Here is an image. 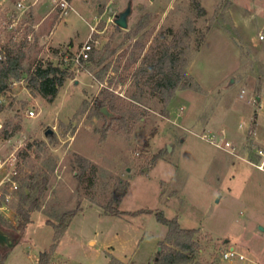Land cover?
I'll return each mask as SVG.
<instances>
[{"label": "rangeland", "instance_id": "374dc122", "mask_svg": "<svg viewBox=\"0 0 264 264\" xmlns=\"http://www.w3.org/2000/svg\"><path fill=\"white\" fill-rule=\"evenodd\" d=\"M28 1L3 38L11 54L72 75L53 101L25 72L0 97V215L15 242L0 264H40L44 251L46 264H156L168 234L158 210L196 229L190 264H264V0H66L67 12L61 0ZM129 3L123 28L115 14ZM159 36L174 38L186 71L169 100L133 75ZM88 39L99 66L78 58ZM104 98L110 118L97 110ZM125 186L113 215L105 208ZM70 210L52 249L53 223Z\"/></svg>", "mask_w": 264, "mask_h": 264}, {"label": "trees", "instance_id": "16d2710c", "mask_svg": "<svg viewBox=\"0 0 264 264\" xmlns=\"http://www.w3.org/2000/svg\"><path fill=\"white\" fill-rule=\"evenodd\" d=\"M11 52L12 47L9 48L6 58L0 59V97L10 90L12 83L22 78L25 72L26 76L24 78L27 88L31 91L38 92L48 101H53L65 80L72 75L68 67H63L53 62H48L47 64L39 63L33 69L25 68L22 51L19 50L14 54H11ZM88 60L96 66H99L100 60L96 57L91 56ZM183 60L182 50L174 42V38L172 41H167L166 37L159 36L151 47L150 53L145 56L142 64L134 69L133 75L138 83L148 85L155 94L159 95L162 99L169 100L175 90L180 86L181 81L186 78ZM104 105L109 106V108H116L112 99H100L96 105L99 113H101V108ZM0 108H2V104H0ZM13 132H9L7 129L4 131L6 137L11 136ZM25 187L33 190L35 185L33 182H30L25 183ZM126 188V186L123 187L121 194L115 195L112 199L117 207L112 208L111 205H107L105 208L107 211L110 210L113 215H119L123 212L118 209V204ZM22 196L25 198L24 194ZM142 211L152 212V209H139L131 211V213L138 214ZM19 213L22 214L23 221L19 222L17 228L24 230L29 222V217L21 206L19 207ZM74 213L75 211L70 210L62 214V226L53 223L56 233L51 246L52 249L58 244ZM155 214L157 219L168 228L166 243L163 244L162 248L164 249L156 257V264H190L191 262H195V252L198 250L196 246L198 241L195 237L196 229L182 227L177 218H169L163 211L158 210ZM5 224L6 221L0 215V225L4 227ZM49 256L50 252H42L40 264H46V260L42 261V259L44 257L48 258ZM1 257V260H5L6 258L5 254ZM119 263L120 260L115 257H111L109 262V264Z\"/></svg>", "mask_w": 264, "mask_h": 264}, {"label": "built area", "instance_id": "2783aa9c", "mask_svg": "<svg viewBox=\"0 0 264 264\" xmlns=\"http://www.w3.org/2000/svg\"><path fill=\"white\" fill-rule=\"evenodd\" d=\"M60 4L62 5L63 9H65V12H67L68 8V2L66 0H61ZM31 6V3H29L28 0H0V59H5L7 56V53L9 51V48H11L14 44L13 40H5L3 39L6 33L9 31L17 30L19 26L23 23V15L27 11V9ZM260 38H264L263 34L260 35ZM92 50V44L89 42V39L84 43L82 49L79 52V59L81 60H87L90 57V52ZM30 115H34V111L30 110ZM2 127V124H0V128ZM260 154L264 157V149H261ZM16 159V156L13 155L11 160ZM5 160L1 156L0 153V167L3 165ZM260 169L264 168V158L260 165H258ZM13 173H16V169H14ZM9 179H11L9 177ZM13 186L17 187L16 181L12 180ZM237 252L235 249H228L224 252L223 257L224 258H231L233 256H236ZM239 258H243V255H239Z\"/></svg>", "mask_w": 264, "mask_h": 264}, {"label": "water", "instance_id": "95a60500", "mask_svg": "<svg viewBox=\"0 0 264 264\" xmlns=\"http://www.w3.org/2000/svg\"><path fill=\"white\" fill-rule=\"evenodd\" d=\"M131 13H132V7H131V3H129L128 6L126 7V9H124L123 11H121L118 14H115V19H114L115 23H117L119 26H121L123 28H127L128 24H129V16ZM101 111L108 118L113 116V113L111 111H109L106 106H103L101 108ZM14 245H15V242L13 241L12 233L6 231L0 225V248L5 247V246L13 247ZM233 248L234 247H231V249H233ZM158 250H160V247Z\"/></svg>", "mask_w": 264, "mask_h": 264}]
</instances>
